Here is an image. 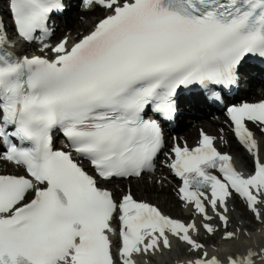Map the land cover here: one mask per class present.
Returning a JSON list of instances; mask_svg holds the SVG:
<instances>
[{
	"label": "snow or ice",
	"instance_id": "obj_1",
	"mask_svg": "<svg viewBox=\"0 0 264 264\" xmlns=\"http://www.w3.org/2000/svg\"><path fill=\"white\" fill-rule=\"evenodd\" d=\"M7 3L13 36L0 20V160L24 174L0 173V264H151L174 245L185 264H264V245H237L248 234L232 230L229 207L239 200L264 225V141L251 127L264 137V101L226 108L252 161L247 175L203 131L196 146L174 138L164 152L162 127L183 90L222 102L215 89L236 85L250 59L264 62V0H82L102 16L55 46L44 41L63 0ZM13 39L41 44L44 55L18 54ZM56 134L67 151L54 147ZM161 153L199 223L164 214L130 188L117 198L102 186L154 171ZM217 234L227 255L217 254Z\"/></svg>",
	"mask_w": 264,
	"mask_h": 264
},
{
	"label": "bare ground",
	"instance_id": "obj_2",
	"mask_svg": "<svg viewBox=\"0 0 264 264\" xmlns=\"http://www.w3.org/2000/svg\"><path fill=\"white\" fill-rule=\"evenodd\" d=\"M75 4H76V0H64L66 16H64L63 20H60V21H66V20L68 21V23L70 24L71 29H72L70 34L63 36V33H62L63 28L60 26V22L58 25L57 19H55L53 21L52 28L56 31L55 32V35H56L55 39L57 40L55 45L58 44L65 37H68L70 42L78 39L80 37V35H83L82 33H85L86 31L88 32L92 28L94 23L97 21L91 17L93 15V13H94V15L102 14L99 10H97V11L87 10L84 6H82L83 9L81 10V13H74L73 11L75 8ZM46 42H48V39L46 40ZM13 43L17 44V47L14 50L17 51L18 54L19 53L20 54H26L27 50L30 47L29 44H25V43H22L19 41H13ZM55 45H52V46H55ZM33 52L36 53L35 51H33ZM40 54H44V53H40ZM49 55H51V53H49ZM246 71H249V73H250V82L248 84L244 85V86H248L247 90H241V91H239V93L241 95L250 94V95H252L251 96L252 98H256L255 100H257V99H259L260 95H264V78H263V74L260 73V72L264 73V71L259 70L257 68H250L249 70H246ZM241 72H242V70H241ZM241 78H243V77L241 76ZM256 84L258 85L257 89L253 88V86ZM201 106L203 108L205 118L210 119V117L207 115V112H206V107H207L206 102L202 98H200L199 96H190L189 99H180V106H179L178 110L191 112V109L199 110L201 108ZM179 119H180V117H179ZM207 119L203 120V121H194V123L198 124V125L189 126L183 132L177 133V129H178V127H177L174 134H176L178 139H181V138L185 139L187 136L194 137V134H196V139H197L198 138V135H197L198 129L202 128L207 133L211 134L215 138V144L218 146L219 149H222V148L217 143H219V141H221V137L223 135L224 137H226L228 143L225 146V148H223V150L221 152H227L229 154L233 152L234 157L239 158L240 162L242 164H245V166L252 163V161L249 157V154L246 152L245 149L242 150L240 153H238V151H237V153L235 154L236 150H234V149H237V148H235L237 145L229 139L231 137V134H230L229 128L225 122L224 117L221 118L220 122H211ZM192 122H193V120H192ZM256 138L258 139V141H264V137L261 136L259 131H258V135H256ZM237 150H239V149H237ZM262 155H263V153H262ZM0 164H1V166H4L5 169L12 168V166L8 165L3 160H0ZM158 164H159V162L157 163V166L155 168L154 175L157 176V180L159 178L165 179L169 175V172H168V170H165V168L163 166L158 165ZM103 186L107 187L110 190V188L107 185H103ZM171 187H173L172 183L167 185V187L162 186L161 188H158V187L149 185L147 182L141 181L140 183L128 182V183H125L124 185L119 184L117 189L113 190V188H112V190L116 196H118V194L121 191L125 192L129 188L131 190L134 189L135 191L138 190V191H140V194L142 196L144 195L146 198H152L153 200H159V199L163 200V204H164L163 207L165 209L171 210L172 212L176 213V212H178V209L176 208L177 205H172V202L175 199L169 193L171 191ZM176 200L178 201V196H176ZM179 203L182 204L181 202H179ZM239 205L240 204H239L238 200H232L231 203L229 202V207L231 209H232V207L240 209ZM189 211L190 210L185 209L183 207V209L180 208L179 213L182 214L183 216L187 217V212H189ZM232 213H231V216H232ZM166 215H168V214H166ZM248 215L246 216L243 212H241L240 217L241 218H245V217L249 218V223H240L238 220H236L235 218L232 217V226H233L232 230L235 231L237 226H239L242 230L246 231L248 234L247 238L242 235L241 240L237 241V245L242 246V247L264 245V225L257 223L252 217L250 218ZM197 217L198 216H195L194 219L199 223L200 218H197ZM212 223L216 224L218 222L214 220ZM256 224H257V227L254 228V225H256ZM200 239H205L204 241L206 243H209L208 237L204 236L203 234L200 236ZM216 242L218 245L217 254L221 255V256L227 255L228 251L230 250V246L227 245L224 241L220 240V237L217 238ZM174 248H175V245H174L173 249ZM178 250L181 252L183 251L181 248H178ZM187 258L188 257L186 256V257H183L182 259H175L173 251H167L166 250L163 254L158 253L156 256L152 257L151 258V264H168V261H170L169 263H172V264H185ZM142 264H143V262H142Z\"/></svg>",
	"mask_w": 264,
	"mask_h": 264
},
{
	"label": "rangeland",
	"instance_id": "obj_3",
	"mask_svg": "<svg viewBox=\"0 0 264 264\" xmlns=\"http://www.w3.org/2000/svg\"><path fill=\"white\" fill-rule=\"evenodd\" d=\"M4 4V0H0V5L2 6ZM74 13H81V8H74V11H73ZM64 16H66V12L64 13ZM102 16V14H99V15H94V13H93V15L91 16L93 19L94 18H96L95 20H97V18L99 19L100 17ZM64 18V17H63ZM68 19V18H67ZM63 22H64V24H65V28H64V30H63V32H65V34H63V36H66V35H68V34H70L71 33V31H72V29H71V26H70V24L68 23V21L66 20V21H60V24H62L63 25ZM4 24L7 26V29H10L11 28V23L8 21V20H5V22H4ZM55 32L56 31H53V38L55 37L56 38V35H55ZM87 33V31L85 32V33H82V34H86ZM56 41V40H55ZM263 97V95H260V97L259 98H262ZM195 118L193 119V117L189 114V116H187L186 117V119H179L178 120V123H183V129L181 130V131H179V132H183L184 130H186L189 126H196V125H198V124H195L194 123V121H201L200 119L201 118H204L203 116H201V115H196V116H194ZM223 116H218V119L220 120L221 118H222ZM192 120H193V122H192ZM193 138H196V134H194V137ZM226 139H225V137L222 135V137H221V141H219V144L221 145V147L222 148H225V146H226ZM237 149H239V150H237V149H234V150H236V152H235V154L237 153V151H238V153H240L241 151H242V148H240V147H236ZM232 154V157H233V161L240 167V168H242V169H251V164L252 163H250L249 165H246L245 166V164H242L241 162H240V160H239V158H236V157H234V153L232 152L231 153ZM263 155H264V153H263ZM0 172H3V171H1V168H0ZM141 181H143V182H147L149 185H152V186H155V187H158V188H161L162 186L163 187H167V185H169L170 183H171V180L169 179V176H167L165 179H161V178H159L158 180H157V177L156 176H154V174L153 175H143L141 178H139V179H134V180H128V182H132V183H140ZM128 182H126V183H128ZM119 184L120 185H124L125 184V182L123 181V182H116V181H112L111 183H109V184H106L110 189H111V191H113L114 189H117L118 188V186H119ZM112 188H113V190H112ZM132 191V193H133V195H134V197L136 198V199H138V200H141V201H147V202H150V203H154V204H157L166 214H168V215H170L171 217H174V218H179V219H184L185 221H188L189 219H194L195 218V216L194 215H191L190 214V212H187V214H188V216L186 217V216H183L182 214H180L179 213V210H180V208L181 209H183V206H182V204H180L179 203V201H177L176 200V190H175V186H173V187H171V191L169 192L173 197H174V199L175 200H173V202H172V205H177L176 206V208L178 209V212H176V213H174V212H172L171 210H168V209H165L164 207H163V200H153L152 198H146L144 195L142 196L141 194H140V191H138V190H131ZM124 193V191H121L119 194H118V196L117 197H119L120 195H122ZM232 209H234V211H233V213H232V217L233 218H235L236 220H238L240 223H249V218H247V217H245V218H241L240 217V215H241V212H243L246 216L249 214L248 213V211L241 205L240 206V209H237V208H235V207H232ZM179 213V214H178ZM250 218L252 217V216H250V214L248 215ZM197 218H199V217H197ZM243 220V221H242ZM255 227H257V224L256 225H254V228ZM232 229H233V226H232ZM218 237H220L219 236V234H217V236L215 237V240L217 241V238ZM201 240H205V239H201ZM208 240H209V245H211V243H212V241H211V239L210 238H208ZM205 242V241H204ZM211 242V243H210ZM206 243V242H205ZM217 243V242H216ZM173 254H174V257H175V259H182L183 257H186L187 256V254L186 253H184L183 251L181 252V251H179L178 250V248H174L173 250ZM170 261H168V264H172V263H169Z\"/></svg>",
	"mask_w": 264,
	"mask_h": 264
}]
</instances>
